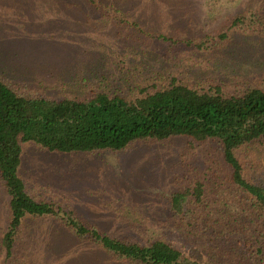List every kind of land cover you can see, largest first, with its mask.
<instances>
[{
  "label": "rangeland",
  "instance_id": "1",
  "mask_svg": "<svg viewBox=\"0 0 264 264\" xmlns=\"http://www.w3.org/2000/svg\"><path fill=\"white\" fill-rule=\"evenodd\" d=\"M96 1L0 0L5 82L20 93L53 99L85 98L103 85L124 96L172 81L219 86L225 93L264 86V36L233 30L219 37L234 15L263 13L264 0ZM218 159L212 141L184 137L69 154L25 142L19 173L33 197L108 235L186 248L169 221L168 198ZM7 203L0 182V241ZM16 257L18 262L7 260L0 246V264H135L75 237L56 217L26 218Z\"/></svg>",
  "mask_w": 264,
  "mask_h": 264
},
{
  "label": "trees",
  "instance_id": "2",
  "mask_svg": "<svg viewBox=\"0 0 264 264\" xmlns=\"http://www.w3.org/2000/svg\"><path fill=\"white\" fill-rule=\"evenodd\" d=\"M233 30L264 36V12L234 15L219 37ZM174 137L210 140L219 155L168 198L169 221L186 248L164 239L139 243L108 235L33 197L19 173L25 142L69 154L120 151L137 141ZM0 182L8 196L0 246L10 262H18L16 242L26 218L56 217L75 237L119 261L264 264V86L225 93L219 86L172 81L124 96L103 85L85 98L53 99L20 93L0 76Z\"/></svg>",
  "mask_w": 264,
  "mask_h": 264
}]
</instances>
